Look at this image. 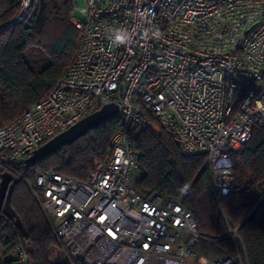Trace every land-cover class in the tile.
Here are the masks:
<instances>
[{"label":"built area","instance_id":"built-area-1","mask_svg":"<svg viewBox=\"0 0 264 264\" xmlns=\"http://www.w3.org/2000/svg\"><path fill=\"white\" fill-rule=\"evenodd\" d=\"M81 39L53 90L0 127V177L32 151L110 104L120 129L103 162L77 180L54 170L36 179L40 207L63 255L81 264H247L238 226L204 236L189 210L140 193L129 130L164 131L184 156L207 155L220 199L243 190L230 152L264 127V0H69ZM38 0H19L10 24ZM132 34L117 44L113 29ZM1 31V28H0ZM65 148L60 151L64 152ZM225 219V218H224ZM229 239L234 251L200 254L199 242ZM14 264H28L19 243Z\"/></svg>","mask_w":264,"mask_h":264},{"label":"trees","instance_id":"trees-1","mask_svg":"<svg viewBox=\"0 0 264 264\" xmlns=\"http://www.w3.org/2000/svg\"><path fill=\"white\" fill-rule=\"evenodd\" d=\"M19 5V0H0V127L53 90L72 63L81 39V31L71 22L74 9L69 0H38L30 19L10 24ZM120 127L114 117L66 146L64 152L52 154L34 166L21 161L12 167L10 172L17 173L19 179L10 205L28 235L22 237L13 220L0 216V244L6 256L21 243L28 264H67L50 261L56 242L27 184L36 189L37 177L48 170L85 180L91 159L107 155L110 139ZM129 135L139 157L134 180L138 192H156L181 204L190 211L197 231L204 236L222 237L227 225L238 226L247 264H264V127L252 126L249 140L240 150L229 153L232 174L243 190L220 199L225 219L212 192L207 155H182L164 131L131 129ZM217 245L227 252L234 251L229 239H221ZM0 264L14 263L0 260Z\"/></svg>","mask_w":264,"mask_h":264},{"label":"water","instance_id":"water-1","mask_svg":"<svg viewBox=\"0 0 264 264\" xmlns=\"http://www.w3.org/2000/svg\"><path fill=\"white\" fill-rule=\"evenodd\" d=\"M117 115V106L114 104L106 105L100 110L85 116L80 121L59 133L45 144L31 152L24 159V164L34 166L38 161L59 152L62 148L75 143L89 131L101 126ZM17 184L10 173L4 172L0 177V216L13 220L15 227L18 229L22 237H27V231L22 225L20 219L10 205V196L14 186Z\"/></svg>","mask_w":264,"mask_h":264},{"label":"rangeland","instance_id":"rangeland-1","mask_svg":"<svg viewBox=\"0 0 264 264\" xmlns=\"http://www.w3.org/2000/svg\"><path fill=\"white\" fill-rule=\"evenodd\" d=\"M78 4H79L80 8L84 7V1L83 0H79ZM104 158L105 157H100L98 160L91 159L92 167H91V170L89 172H91L97 166H99L103 162ZM65 160H66V162H69L70 158L66 156ZM8 173H10L15 179H17V180L19 179L17 173H12V172H8ZM135 176L136 175H133V177H132L133 186H135L134 185ZM27 186H28V188L32 194V198L36 204L37 209L39 210V213L42 215V217L45 219L46 223L49 225V223L47 222V220H46V218H45V216L41 210V207H40V194H39L38 190L34 189L33 185H31V184H27ZM49 227H50V225H49ZM52 234H53V232H52ZM53 237H54V235H53ZM54 239H55V237H54ZM55 242H56V247L51 249V251H50V261L52 263H57L58 261H61V262L64 261L67 264H75V261L69 260L63 255L61 247L58 244L56 239H55ZM198 246H199L200 254H203L204 256L205 255L206 256H218V255H221L222 253L225 252V249L223 247H221L220 245L219 246L215 245V243H213L211 241H200ZM11 255L14 258V251Z\"/></svg>","mask_w":264,"mask_h":264},{"label":"clouds","instance_id":"clouds-1","mask_svg":"<svg viewBox=\"0 0 264 264\" xmlns=\"http://www.w3.org/2000/svg\"><path fill=\"white\" fill-rule=\"evenodd\" d=\"M114 32V40L117 44H127L132 39V34L127 29L117 28L112 30ZM201 264H208L206 258H201Z\"/></svg>","mask_w":264,"mask_h":264},{"label":"crops","instance_id":"crops-1","mask_svg":"<svg viewBox=\"0 0 264 264\" xmlns=\"http://www.w3.org/2000/svg\"><path fill=\"white\" fill-rule=\"evenodd\" d=\"M0 260H2V261H13L14 260L12 255H10V256L5 255V251H4L3 247L1 246V244H0Z\"/></svg>","mask_w":264,"mask_h":264}]
</instances>
